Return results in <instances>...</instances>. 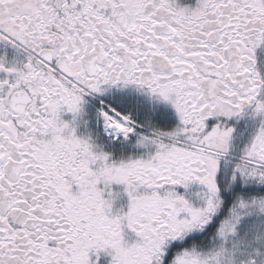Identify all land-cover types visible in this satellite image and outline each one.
<instances>
[{
	"label": "snow or ice",
	"instance_id": "snow-or-ice-1",
	"mask_svg": "<svg viewBox=\"0 0 264 264\" xmlns=\"http://www.w3.org/2000/svg\"><path fill=\"white\" fill-rule=\"evenodd\" d=\"M0 264H264V0H0Z\"/></svg>",
	"mask_w": 264,
	"mask_h": 264
}]
</instances>
